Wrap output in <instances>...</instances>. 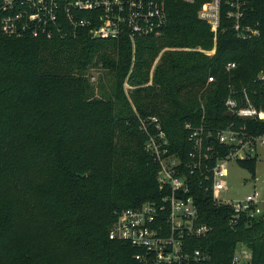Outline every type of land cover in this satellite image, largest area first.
Returning <instances> with one entry per match:
<instances>
[{"label":"trees","instance_id":"obj_1","mask_svg":"<svg viewBox=\"0 0 264 264\" xmlns=\"http://www.w3.org/2000/svg\"><path fill=\"white\" fill-rule=\"evenodd\" d=\"M205 1L168 0L163 33L135 45L85 29L9 36L0 24V264H143L138 248L109 231L119 211L163 196L142 123L151 115L185 163L193 149L187 123L264 134V119L230 116L226 105L231 96L264 110V0H247L245 21L262 31L252 39L238 37L223 0L216 44L199 17ZM257 159L238 164L255 176ZM191 186L197 221L211 230L191 238L207 259L189 264H233L239 244L251 264H264V213L231 224L229 205L200 179Z\"/></svg>","mask_w":264,"mask_h":264},{"label":"built area","instance_id":"obj_2","mask_svg":"<svg viewBox=\"0 0 264 264\" xmlns=\"http://www.w3.org/2000/svg\"><path fill=\"white\" fill-rule=\"evenodd\" d=\"M168 0H0V24L4 34L16 37H42L76 34L85 29L94 38L120 40L126 38L135 45L140 37L160 36L168 23ZM193 3L196 0H182ZM227 18L241 39L262 34L259 24L245 21L247 0H225ZM223 0H207L199 17L207 21L214 33L215 44L222 27ZM213 54L212 50H204ZM158 60V59H157ZM235 67L229 63L228 69ZM154 70V68H153ZM95 79V76L92 77ZM214 78L209 77V81ZM247 102L249 99L246 97ZM229 112L239 116L264 119V110L252 104L241 106L234 97L226 101ZM149 138L146 147L159 163L158 181L163 196L149 200L136 208L119 211L109 237L130 242L140 250L136 259L143 264H189L207 259L200 249L193 248V237L206 236L211 227L197 221L199 211L192 194V182L200 179L212 191L214 199L234 210L230 223L240 216L263 214V200L255 191L240 200L222 201L218 193L227 189L231 161L258 156L264 148V134H254L245 126L231 124L216 133L204 125H185L190 131L193 149L189 161L171 151L170 140L161 119L151 115L143 120ZM152 127V129L149 128ZM216 140L219 148L209 143ZM221 147H228L225 153ZM251 252V251H250ZM247 250L237 249L233 264H251Z\"/></svg>","mask_w":264,"mask_h":264},{"label":"rangeland","instance_id":"obj_3","mask_svg":"<svg viewBox=\"0 0 264 264\" xmlns=\"http://www.w3.org/2000/svg\"><path fill=\"white\" fill-rule=\"evenodd\" d=\"M201 47H198L199 49ZM167 49V48H165ZM175 49V47H172ZM177 49H179L177 47ZM101 70H95L96 78L99 76ZM126 89L129 90L130 84L125 83ZM228 185L227 189L218 193V198L222 201L240 200L249 194L257 191L260 194V198L263 200L264 209V148H262L258 154L257 170L255 176L248 169L242 167L237 161H231L229 166V175L226 178ZM264 213V210H263ZM237 249L247 250L249 255L251 252L245 244H239Z\"/></svg>","mask_w":264,"mask_h":264},{"label":"water","instance_id":"obj_4","mask_svg":"<svg viewBox=\"0 0 264 264\" xmlns=\"http://www.w3.org/2000/svg\"><path fill=\"white\" fill-rule=\"evenodd\" d=\"M259 76H260L261 78H264V73H261ZM228 114H229L230 116L234 115L233 111H230ZM241 118H243V119H250L251 116H243V117H241Z\"/></svg>","mask_w":264,"mask_h":264}]
</instances>
